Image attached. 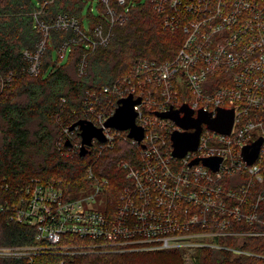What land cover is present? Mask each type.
Segmentation results:
<instances>
[{
  "label": "built area",
  "instance_id": "built-area-1",
  "mask_svg": "<svg viewBox=\"0 0 264 264\" xmlns=\"http://www.w3.org/2000/svg\"><path fill=\"white\" fill-rule=\"evenodd\" d=\"M101 1L109 28L98 24L91 35L79 32L92 50L108 44L110 25L122 23L130 5L127 0ZM152 2L162 27L181 37L176 54L164 61L141 57L127 75L88 91L80 112L72 111L75 116L64 123L58 139L62 150L68 146L79 153L80 128L70 127L84 120L101 128L104 137L103 141L92 138L87 153L88 147L101 151L112 148L116 140L127 143L130 152L117 163L125 179L118 202L110 205L105 192L108 180L97 178L89 168L87 178L92 183L75 197L65 195L54 182L33 178L14 190L12 200L0 201V212L11 211V220L33 227L34 242L0 245V258L31 260L44 252L75 256L178 248L190 264L200 247L243 252L239 240L246 232L237 230L238 224H257L262 229L255 234L264 235V217L259 213L264 203V0ZM54 26L79 31L77 20L66 15H58ZM42 31L35 51H23L28 75L40 72L47 27ZM68 44L58 49L62 59ZM85 68L84 55L78 74H84ZM8 80L0 79L1 89ZM128 95L140 99L133 105L134 124L142 129L140 139L130 137L129 129L105 126L118 100ZM183 105L192 119L202 110L212 121L220 109H231L230 131L220 132L202 122L195 149L174 155L172 135L191 134L195 128H183L163 114L178 111L182 118ZM258 140L256 158L248 162L243 149L251 151ZM205 159L213 160L216 168L205 164ZM93 187L104 200L102 211L89 206ZM231 237H236L235 246L211 241Z\"/></svg>",
  "mask_w": 264,
  "mask_h": 264
},
{
  "label": "trees",
  "instance_id": "trees-1",
  "mask_svg": "<svg viewBox=\"0 0 264 264\" xmlns=\"http://www.w3.org/2000/svg\"><path fill=\"white\" fill-rule=\"evenodd\" d=\"M114 2H111L113 4ZM127 18L110 25L107 45L93 50L80 39L79 32L91 35L93 26L106 21L105 4L98 0L93 13V0H0V79L8 80L0 90V201L12 200L14 190L31 179L54 182L65 195L75 197L87 189L92 180L87 169L97 178H106L105 192L110 205L118 202V193L125 183L118 159L130 152L126 142L116 140L110 149L96 150L80 156L68 146L63 150L58 139L63 125L80 112L81 101L92 90L114 83L127 75L141 57L164 61L171 59L181 45L178 33L162 27V19L153 8L152 0H127ZM58 15L75 18L79 31L72 27L58 29ZM39 23L47 27L45 49L36 76L26 72L23 51L33 52L43 38ZM69 42L66 59H60L58 49ZM85 55V73L79 75L77 65ZM79 140V138H78ZM95 146V145H94ZM68 152V153H67ZM234 177H237L234 175ZM234 179V178H233ZM262 211V214H261ZM259 213L264 217V203ZM11 211L0 212V245H26L34 242V230L9 217ZM246 232L239 240L243 251L235 253L221 248L195 249L196 258L190 264H264V235L257 224H238ZM236 245V237L214 238ZM80 243V240H75ZM187 264L178 248L78 254L37 253L31 260L0 258V264Z\"/></svg>",
  "mask_w": 264,
  "mask_h": 264
},
{
  "label": "water",
  "instance_id": "water-1",
  "mask_svg": "<svg viewBox=\"0 0 264 264\" xmlns=\"http://www.w3.org/2000/svg\"><path fill=\"white\" fill-rule=\"evenodd\" d=\"M139 98L132 99L131 95L127 97L121 98L118 100V107L116 108L114 114L106 121L105 126L113 127L116 129H129L128 135L130 137H134L136 139H140L142 137V129L140 127L135 126L134 117L136 112L133 110V105L139 102ZM180 111L184 112V116L182 118L178 117V111H172L169 113H164L163 115L166 117H171L176 120V122L183 128H195V131L190 133H174L172 135L173 145H174V155L181 156L187 150L195 149L198 140V134L200 131V125L202 122L208 124L209 128L218 130L220 132L228 133L231 128V118H232V110L220 109L218 113V117L215 120H209L204 111L199 110L198 117L196 119H192L191 111L187 109L185 105H183ZM78 126L80 128V136H81V146L79 155L84 156L88 150L86 146H90L92 144V138H96L99 141H103L104 137L102 134L101 128H97L93 126L91 123H87L84 120H79L71 125L70 129L74 126ZM66 144L69 145L70 142L66 141ZM260 144V140H258L251 151H248L247 147L243 149L244 158L248 162H252L257 155L258 147ZM205 164L216 168L213 160L205 159Z\"/></svg>",
  "mask_w": 264,
  "mask_h": 264
},
{
  "label": "rangeland",
  "instance_id": "rangeland-1",
  "mask_svg": "<svg viewBox=\"0 0 264 264\" xmlns=\"http://www.w3.org/2000/svg\"><path fill=\"white\" fill-rule=\"evenodd\" d=\"M97 1L98 0H93V7H92V11H93V13H95L97 10H96V3H97ZM39 26V30L40 31H42V28L44 27V26H40V25H38ZM60 57V56H59ZM60 59H62L61 57H60ZM66 59V56H65V58H63V60H65ZM39 74V73H38ZM36 76V75H35ZM111 84V83H110ZM89 194L90 195H93V200H89V206H90V208H92V209H94V210H99V211H102L103 210V208H104V200H103V198H102V195H101V193L99 192V193H97V194H95V191H94V187L91 189V191H89Z\"/></svg>",
  "mask_w": 264,
  "mask_h": 264
}]
</instances>
